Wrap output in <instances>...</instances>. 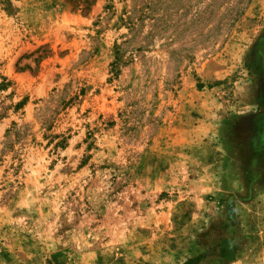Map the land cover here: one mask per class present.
<instances>
[{
  "label": "rangeland",
  "instance_id": "rangeland-1",
  "mask_svg": "<svg viewBox=\"0 0 264 264\" xmlns=\"http://www.w3.org/2000/svg\"><path fill=\"white\" fill-rule=\"evenodd\" d=\"M200 255L264 264V0H0V264Z\"/></svg>",
  "mask_w": 264,
  "mask_h": 264
},
{
  "label": "trees",
  "instance_id": "trees-1",
  "mask_svg": "<svg viewBox=\"0 0 264 264\" xmlns=\"http://www.w3.org/2000/svg\"><path fill=\"white\" fill-rule=\"evenodd\" d=\"M117 54H118V57H117V60L113 63V65H112V73L114 74V75H116V74H118L119 73V71H120V63H121V61H122V58H121V55H119L120 54V52H119V50H118V52H117ZM223 249V248H222ZM223 252V251H222ZM224 255V254H223ZM202 258H203V256H198V257H196L195 259H190V260H188L187 262H186V264H198V263H200V261L202 260ZM231 258V257H230Z\"/></svg>",
  "mask_w": 264,
  "mask_h": 264
}]
</instances>
